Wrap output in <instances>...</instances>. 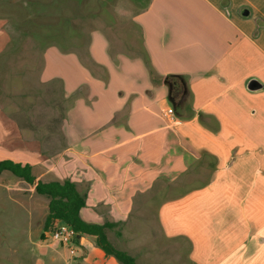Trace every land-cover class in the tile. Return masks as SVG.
<instances>
[{"label":"crops","instance_id":"1","mask_svg":"<svg viewBox=\"0 0 264 264\" xmlns=\"http://www.w3.org/2000/svg\"><path fill=\"white\" fill-rule=\"evenodd\" d=\"M131 21L141 39L128 41L135 54L112 51L98 29L87 57L48 44L25 67L19 52L0 61L1 87L12 60L35 89L32 104L58 98L65 109L58 136L23 139L20 102L0 92V160L29 164L43 182H74L86 196L82 218L115 225L110 241L149 224L142 211L156 208L168 247L123 249L137 264H264V0H150ZM8 100L14 108L4 112ZM52 139L56 151L36 146ZM14 176L0 174V208H28L45 242L48 205L35 218ZM39 247L37 264H56L57 244ZM76 249L86 264H118L91 237Z\"/></svg>","mask_w":264,"mask_h":264},{"label":"rangeland","instance_id":"2","mask_svg":"<svg viewBox=\"0 0 264 264\" xmlns=\"http://www.w3.org/2000/svg\"><path fill=\"white\" fill-rule=\"evenodd\" d=\"M149 1L0 0V43L2 40H9L4 53H0V61L12 55L17 56L16 54L19 52L21 66L25 67L28 65L30 57L35 56L33 50L38 48L42 50L48 44L68 45L67 47H72L73 50L81 52L84 57H87L91 34L98 29L104 30L111 39L112 51L135 54L137 53L136 48H129L128 41L132 40L139 45L141 39L138 28L131 24V17L135 11L144 8ZM75 45L80 46L76 47ZM11 61L9 60L7 63L8 70L1 73L0 92L5 94L6 98L8 95H14L15 99L20 102L18 107H20L19 123L22 138L42 139L49 135L50 131L52 136H58L59 133L56 132L60 128L55 127V123L59 125L64 114L63 104L60 107L58 98L52 104H47L45 98H42L37 104H32L33 100L29 94L34 93L35 89L28 86L27 81L19 78L18 71L12 70L15 65ZM4 106V112H10L9 109L13 110L14 108L10 102ZM53 130L56 131L55 135ZM57 141L52 139L47 144L42 143L36 146H40L41 151L43 147L50 151H56L61 147ZM199 177L203 176H196V178ZM14 178L17 177L14 176ZM20 181L21 199L28 200L31 207H36L35 218L44 219L49 199L33 193L30 185ZM142 215H146L149 224H133V231L125 234L127 239L122 236H113L111 243L121 250L129 248L135 251H141V249L154 251L159 247L157 244L161 243L166 249L167 241L162 240V232L155 218L156 208L150 207L142 211ZM29 217L28 208L25 209L22 206L18 210L17 208L12 210L10 207L0 208V264H37L39 257L34 254L39 252V245L42 244L50 251L52 244L55 243L59 251L56 264H67L65 256L71 257L70 248L62 247L48 234V239L45 242L37 238L33 233V227L29 226ZM75 256H77V260L73 262L74 264H86L81 249H76ZM48 258L43 260L46 264H51ZM114 261L122 264L115 258ZM141 261L144 262V258Z\"/></svg>","mask_w":264,"mask_h":264},{"label":"trees","instance_id":"3","mask_svg":"<svg viewBox=\"0 0 264 264\" xmlns=\"http://www.w3.org/2000/svg\"><path fill=\"white\" fill-rule=\"evenodd\" d=\"M10 171L16 177L33 185L38 194L49 199L48 212L44 229L49 231L56 221H62L69 225L76 233L75 243L81 237L93 238L97 247L102 249L107 256L114 257L122 264H137L136 259L127 251L119 249L111 243L107 230L115 227L114 224H96L85 221L81 216V210L86 206V196L82 195L74 182L67 179L63 182H43L32 174L29 164L15 162L10 159L0 160V174Z\"/></svg>","mask_w":264,"mask_h":264},{"label":"built area","instance_id":"4","mask_svg":"<svg viewBox=\"0 0 264 264\" xmlns=\"http://www.w3.org/2000/svg\"><path fill=\"white\" fill-rule=\"evenodd\" d=\"M171 121L177 122L173 116L169 117ZM47 233L52 237V239L62 245L70 248V253L75 255L76 253V243L75 236L76 233L71 229L69 225L62 221H56L53 227L47 231Z\"/></svg>","mask_w":264,"mask_h":264}]
</instances>
